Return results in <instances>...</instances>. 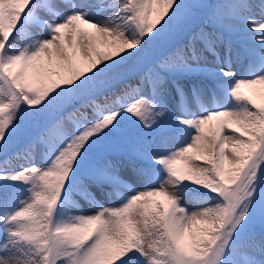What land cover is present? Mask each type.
<instances>
[{
    "label": "snow or ice",
    "instance_id": "6c2138e0",
    "mask_svg": "<svg viewBox=\"0 0 264 264\" xmlns=\"http://www.w3.org/2000/svg\"><path fill=\"white\" fill-rule=\"evenodd\" d=\"M0 156V264H264V0H0Z\"/></svg>",
    "mask_w": 264,
    "mask_h": 264
},
{
    "label": "trees",
    "instance_id": "16d2710c",
    "mask_svg": "<svg viewBox=\"0 0 264 264\" xmlns=\"http://www.w3.org/2000/svg\"><path fill=\"white\" fill-rule=\"evenodd\" d=\"M251 2H253V3H258L259 2V0H251ZM258 10V9H257ZM3 157L2 156H0V159H2ZM21 161L19 160V159H13L12 161H11V163H13V164H17V163H20Z\"/></svg>",
    "mask_w": 264,
    "mask_h": 264
},
{
    "label": "rangeland",
    "instance_id": "374dc122",
    "mask_svg": "<svg viewBox=\"0 0 264 264\" xmlns=\"http://www.w3.org/2000/svg\"><path fill=\"white\" fill-rule=\"evenodd\" d=\"M257 11V14H258V10H256ZM205 106H207V105H205ZM199 106H197V108H198ZM75 198V197H74ZM83 206V205H82ZM186 207H189V208H191L192 207V205H191V203L189 202V203H186V205H185Z\"/></svg>",
    "mask_w": 264,
    "mask_h": 264
}]
</instances>
